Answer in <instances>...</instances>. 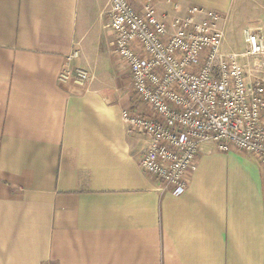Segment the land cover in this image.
<instances>
[{
	"label": "crops",
	"instance_id": "0c3cea01",
	"mask_svg": "<svg viewBox=\"0 0 264 264\" xmlns=\"http://www.w3.org/2000/svg\"><path fill=\"white\" fill-rule=\"evenodd\" d=\"M153 1L161 19L217 11L223 47L232 20L237 49L246 25L264 34V0ZM107 10L108 0H0V264H264L252 156L202 144L179 196L140 168L145 141L122 118L129 78L111 55ZM74 50L83 86L59 78Z\"/></svg>",
	"mask_w": 264,
	"mask_h": 264
},
{
	"label": "built area",
	"instance_id": "2783aa9c",
	"mask_svg": "<svg viewBox=\"0 0 264 264\" xmlns=\"http://www.w3.org/2000/svg\"><path fill=\"white\" fill-rule=\"evenodd\" d=\"M220 19L217 11L197 6L184 17L161 19L153 0L141 10L129 0L108 1L111 55L128 75L132 101L122 111L124 124L144 137L142 171L174 196L186 192L204 143L264 166V80H249L238 55L223 52ZM243 34L241 55L255 68L264 66V34L249 25ZM77 58L76 50L67 55L59 78L83 86L89 72L69 66Z\"/></svg>",
	"mask_w": 264,
	"mask_h": 264
},
{
	"label": "rangeland",
	"instance_id": "374dc122",
	"mask_svg": "<svg viewBox=\"0 0 264 264\" xmlns=\"http://www.w3.org/2000/svg\"><path fill=\"white\" fill-rule=\"evenodd\" d=\"M238 22H240L238 19L231 21V25L229 28L226 29L225 35H224L225 46L223 47L222 42H221V49L223 50L224 53H225L224 50H226V54L236 52L234 53L238 55L236 57V60H238V62L241 63V65L244 67V70L248 73L247 76L249 80H253L255 77H259L264 80V66L260 68H255L252 64L253 59H251L250 57H245L241 55L245 52L246 47H244L242 50L237 49L238 41H240V34H239L240 25L238 24ZM219 27H220V22H219ZM222 41H223V37H222ZM241 59H244V60H241ZM252 159L255 161V162L253 161L252 162L256 165V167H258L261 176H263L264 178V166H262L255 157H253Z\"/></svg>",
	"mask_w": 264,
	"mask_h": 264
}]
</instances>
